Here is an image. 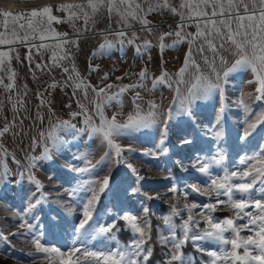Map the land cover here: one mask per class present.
Masks as SVG:
<instances>
[{
    "label": "rangeland",
    "instance_id": "rangeland-1",
    "mask_svg": "<svg viewBox=\"0 0 264 264\" xmlns=\"http://www.w3.org/2000/svg\"><path fill=\"white\" fill-rule=\"evenodd\" d=\"M86 3L87 0L69 2L57 0L43 4L59 6L61 4ZM172 3L174 6L178 5L180 0H172ZM34 6L37 5L9 10L0 5V11H10L15 14ZM88 11L91 12L90 9ZM54 15L64 18L66 14L54 12ZM2 19L3 17H0V20ZM94 19L95 23L93 24L90 20L89 30L84 31L80 36L79 48H71L72 59L60 63L69 68L74 63L80 74V79L85 85L97 88L105 87L107 84L117 86L111 89L113 93L118 91L119 86L136 84L139 79L138 73L147 68L150 78L143 81L144 87L123 93L122 108L115 101L110 105H105L104 114L110 119L120 112L117 119L123 122L127 115L134 111L136 105L133 103V98L139 91L142 99L138 103L143 112H147V102L149 101H154L162 106L161 111L164 114L159 117L161 121L167 117L166 110L169 107L174 108L173 118L167 125V137L161 144L164 125L159 123L152 128L118 138L117 142L123 148L134 149V151H125L122 158H117L112 153L108 159L89 173L72 171L73 168L85 167L86 158L90 159L92 164H96L107 151L106 145L101 142L99 137L90 138L87 132L74 134L70 130L55 127L59 121L66 120L71 121L77 128L85 127L83 115H78L75 119H72L71 116L72 113L80 111L77 101L84 103L89 113L93 115L95 123H99L94 105L88 102L95 95L92 88L89 87L87 90L88 101L84 100L82 90H76L73 82L69 81V74L64 73L62 67L51 66L52 49H38L36 46H32L42 43L39 40L31 41L29 46L21 43L0 46V51H8L12 56L10 67L16 72L14 91L9 93L0 86V128L6 123L5 118L12 121L17 116L13 111L14 107H20L17 100L22 99L26 109V111L19 112V118L15 120L16 126L0 138V146L6 150V155L0 154V173H3L7 168L6 178L0 180V233L8 236L7 241L0 240V264H32L33 259L37 261V264H48V261L42 259L43 254H37L31 244V240L37 237L46 246L59 248L63 252H69L75 246L101 248L108 244L110 247H114L117 239L109 242L104 238L90 240L85 237L86 243H74L76 229L83 219L82 205L91 196V193L84 188L92 180L102 181L105 176L111 177L109 187H117L113 197L115 199L114 206L118 211L114 213L109 207L101 216L95 218L94 213L99 203L98 199L94 202L92 220L89 221V225H86L89 230H91L89 226L114 224L115 228L112 231L116 234L115 229L118 227V222L123 221L126 224L122 219L124 215L146 217L145 209H148L149 200L152 203L171 207L176 205L179 210L177 217L182 225L188 215L187 210L184 209L185 202L189 205L192 203L201 205L193 210L195 215L205 210L203 206L214 204L217 200L215 193L200 195L199 192L192 190L191 185L196 184L203 190L204 186L210 183L211 178L223 177L226 172L243 170L246 165L240 164L241 157L250 156L264 149V125L258 126L247 139H242L247 121L254 119L256 113L264 110V103L256 102L254 96L251 99L248 96L249 93H254L255 89V84L247 83L253 79L251 72L229 77V82L224 86V111L222 114L220 113L221 99L218 94L207 99L197 100L192 105L191 115L178 114L175 110L176 106L173 105V100L177 96L175 91L177 85L173 83L172 87H168L160 84L153 89L152 77L160 75L161 65L170 74H175L182 64L188 44L185 42L178 45L177 48L166 49L162 54V59L157 47L150 50L151 59H149L147 52L143 57H139L135 53L134 46L125 45L121 49L118 43L108 53L102 56H93V51L99 48L106 37L109 40L116 39L111 35L109 29L116 31L119 27L116 23L117 18L113 17L110 21L105 9H101ZM149 19L158 25L152 36L141 31L139 24H134L131 29L126 30L129 35L132 31L137 33L140 37V40L137 41L138 44L144 38H148L156 45L160 32L169 31L168 25L174 29L179 18L165 12L163 15L150 16ZM75 23L77 28L83 26V20H77ZM9 27L11 28L12 25L10 24ZM52 27L59 32H67L70 37H73V28L70 23L56 24L53 22ZM187 30L189 32L196 31L195 27ZM174 39L175 37H167L165 43L170 45ZM43 43H52V41ZM29 47H31V61L26 59ZM10 49L15 50L11 51ZM17 55L19 56L18 60L16 59ZM225 55L227 56V53ZM227 58L229 62L233 59L231 56H227ZM197 59L199 60V57ZM37 63L41 64V68H36ZM89 65L96 66L97 70L91 71ZM202 68L207 73V67L202 64ZM105 73H108V79L102 80ZM0 77H3L5 84L10 82L7 72L0 73ZM117 77L124 78L118 80ZM52 84H55L56 87H50ZM190 86V83L179 86L183 96H187ZM25 92L27 95L24 94ZM74 92L75 95H73ZM38 93H42L46 101L51 102V110L47 105L40 106ZM9 95L12 97L11 103L7 99ZM241 97L247 101L252 111L251 116L246 115L244 107L239 103ZM66 105H70V107ZM38 116L43 117V122L38 119ZM21 119L23 120L22 124ZM53 130H55L54 134L65 142L58 149H53L52 141L46 139L48 133ZM41 133H44L43 137ZM46 146L51 151V160L39 159ZM162 149H167V151H162ZM145 152L148 154L145 155ZM217 153L225 155L222 166H212L209 175L197 170L200 161H210ZM30 157H36L37 160L36 166L29 169ZM128 165L132 167L130 168ZM194 165L196 166L194 167ZM132 168H135L137 172L134 173ZM21 173H23V177ZM29 173L41 182L42 187L38 188L34 182L28 179ZM180 173L185 175L179 176ZM139 177H143V179ZM120 179L123 182L122 186L118 184ZM173 186L177 187V193L169 191ZM74 188L78 190L72 194ZM107 190L108 188L105 191ZM149 197L152 198L149 199ZM37 199H41L42 202L33 210L28 211L29 204ZM219 199H226V197H219ZM247 210L251 211V209ZM223 213L232 216L233 210L226 205H218L217 211L211 215L217 220H223L225 219L221 216ZM168 216L169 214H160L157 218L164 223V218ZM171 217L174 216L171 215ZM177 217L175 216L174 219ZM195 218L202 219L198 215ZM20 224L31 225L32 231L29 232L27 228H19ZM201 227L203 228L205 225L202 223ZM127 228L129 227L127 226ZM12 233L14 235H11ZM242 234L246 235L247 233ZM167 235H169L168 229L163 237ZM165 245L170 250L171 245ZM203 246L209 249L214 247L212 244ZM198 253L201 259L200 255L203 254ZM201 261L203 262L202 259ZM149 262L148 259L146 264ZM54 264H58V261H54Z\"/></svg>",
    "mask_w": 264,
    "mask_h": 264
},
{
    "label": "snow or ice",
    "instance_id": "snow-or-ice-1",
    "mask_svg": "<svg viewBox=\"0 0 264 264\" xmlns=\"http://www.w3.org/2000/svg\"><path fill=\"white\" fill-rule=\"evenodd\" d=\"M91 10L89 12L88 10ZM101 9H105L108 19L111 21L116 17L118 30L110 31L116 39L109 40L107 37L99 48L94 50L92 55H104L116 47L118 43L121 49L125 45L134 46L135 53L143 57L145 52L151 59V49L157 47L161 53L168 48H177L182 43L188 44V49L184 54L181 66L175 74H170L161 65L159 76L152 77L153 89L157 85L164 84L172 87L175 83L177 96L173 100L175 110L178 114L191 115L192 105L197 100L207 99L218 94L221 99L220 113L224 111L223 99L225 94V85L229 82V77L235 74L251 72L253 79L247 81L248 84H255L254 93H249L251 99L254 96L256 102L264 103V0H180L178 5H173L172 0H87L86 4H43L31 7L20 13L10 11H0V46L15 45L17 43L29 46L31 41L39 40L42 43L36 46L38 49H52L50 62L52 67H62L63 72L69 74V81L73 82L76 90H82L84 100L88 101V88L91 87L95 94L93 99L88 101L95 108V115L99 117V123H95L93 115L89 113L87 106L80 101L77 105L79 112L71 114L72 119L78 115L84 116L83 128H77L71 121H59L55 126L58 129H66L74 134L87 132L89 137H99L101 142L106 145L107 151L101 160L92 164L91 160L86 158V166L83 168H73L77 173H89L97 165L103 163L112 153L117 158H122L125 151H134L132 148H123L118 142V138L131 135L143 129L156 126L159 123L164 125L160 143L163 144L167 137V125L173 118V107H169L167 117L163 121L159 119L164 113L161 111V105L154 101L147 102V112H143L141 105L140 92L137 91L133 98L136 105L133 112L127 115L123 122L117 119L121 113L113 115L110 119L104 114L105 105H110L115 101L118 105H123V93L143 88V81L149 79L147 68L138 73V82L118 87V91L111 92V89L117 87L113 84H107L105 87L85 85L80 79V74L76 70L75 64L71 68L63 66L60 62L72 59L71 48H79V38L84 31L89 30L88 25L91 20L95 23V16ZM54 12H63L65 17L61 18L54 15ZM170 13L173 17H178L176 26L173 29L168 25L169 31H162L157 37V44L154 45L148 38H144L139 44L140 37L135 31L131 35L126 31L131 29L134 24H139L140 30L147 32L152 36L158 25L149 19L153 15H163ZM83 20L81 28L76 27V21ZM23 21V22H21ZM56 24L70 23L73 28V37L67 32H59L52 27ZM12 25L10 28L9 25ZM195 27V32H189L187 29ZM21 33H23L21 35ZM167 37H175L172 44H166ZM52 41V43H43ZM14 51L15 49H10ZM233 59L229 62L227 56ZM199 57V60L197 59ZM19 59V56H16ZM31 61V47L26 57ZM12 56L8 51H0V73L7 72L9 83L5 84L3 77H0V86L5 91L11 93L15 90L16 72L10 67ZM7 61V67H6ZM202 64L207 67V73L202 68ZM47 66V65H46ZM36 68H41L37 63ZM91 71H96L97 67L89 65ZM124 77H117L118 80ZM108 79V73H105L102 80ZM190 83L187 96L181 94L180 85ZM26 87V86H25ZM50 87H56L55 84ZM27 95V93H24ZM75 95V92L73 93ZM40 106L47 105L51 110V102L46 101L42 93H38ZM11 103L12 97L8 96ZM239 103L244 107L248 116L252 111L247 101L241 97ZM19 108L14 107L13 111L17 114L12 121L5 118L6 123L0 128V138L16 126L15 120L19 118V112L25 110L24 101L17 100ZM70 107V105H66ZM26 118V117H25ZM43 122V117L38 116ZM23 120L21 119V124ZM264 125V110L255 114V118L247 121V127L244 130L242 139H247L258 126ZM49 132L46 139L52 141L53 149H58L65 143L59 136ZM219 135V134H217ZM44 136V133H41ZM189 142V141H185ZM167 151V149H162ZM0 154L6 155V150L0 146ZM148 153L145 152V155ZM51 151L46 146L43 154L39 157L41 160H51ZM36 157L29 158V169L36 166ZM225 161L223 153H217L210 161H200L198 171L209 175L212 166H222ZM240 164L246 165L241 171L226 172L223 177L211 178L210 183L201 188L193 184L190 187L194 192L200 195L215 193L216 203L203 206L205 209L197 214L193 210L201 207L196 203L189 205L184 203V209L187 210V218L180 226L181 235H176V225L171 217L164 218L169 235L162 238L161 242L170 244V254L166 264H195L196 258L191 255H185L182 251L185 244L191 241L196 251L206 254L209 260L202 264H264V149L255 152L250 156L240 158ZM196 165H194L195 167ZM128 167H132L128 165ZM134 173L137 172L132 168ZM7 168L0 173V180L6 178ZM23 177V173H21ZM143 179V177H139ZM28 179L34 182L38 188L42 187L41 182L29 173ZM111 177L105 176L102 181L92 180L84 188L91 193L86 203L82 205L83 219L76 229L75 241L86 243L84 239L90 240L104 238L107 241H116V235L112 231L115 225L109 226H89L94 211V202L98 201L99 196L108 187ZM98 186V187H97ZM78 189H73L72 194ZM172 193H177V187L169 189ZM226 197V199H219ZM152 197H149L151 199ZM41 199L29 204L28 211L36 208ZM218 205H226L233 210L231 217L223 220H217L211 215L217 211ZM247 209H251L248 211ZM147 209H145V213ZM172 213L179 215L176 205L172 206ZM196 215L202 219H196ZM127 226L133 233V239L127 245H121L118 241L114 247L105 244L101 248H90L79 246L73 247L69 252H63L59 248L48 247L41 242L39 237L31 240L37 254H43L42 259L48 261V264H146L151 255V248H145L144 245L151 238V226L146 217H138L126 214L122 217ZM243 221V223H240ZM205 227H201V224ZM19 228H27L32 231L31 225L20 224ZM242 233H247L242 234ZM11 235H14L12 233ZM0 240L7 241L8 236L0 233ZM200 242V243H198ZM204 244H212L213 248H205ZM32 264H37L33 259Z\"/></svg>",
    "mask_w": 264,
    "mask_h": 264
},
{
    "label": "trees",
    "instance_id": "trees-1",
    "mask_svg": "<svg viewBox=\"0 0 264 264\" xmlns=\"http://www.w3.org/2000/svg\"><path fill=\"white\" fill-rule=\"evenodd\" d=\"M193 119V118H192ZM179 173V172H178ZM184 176L185 174L180 173L179 176ZM122 179L119 180V186H122ZM117 187H108V190L103 192L101 196L99 197V203L97 206V209L95 210L94 217L101 216L106 210L111 207L114 213H117L118 209L115 208V199L113 197L114 190H116ZM147 213L146 217L148 219V222L151 226V232H150V239L146 243L145 248H151V255L149 257V264H166L168 260V256L170 254V250L166 247L164 243L161 242L165 231L167 230V227L164 223H162L157 216L169 214L173 215L174 217L177 215L172 213V207L165 204L160 203H152L150 200L147 204ZM168 216V217H169ZM222 217L228 218L231 217L228 213H223L221 215ZM172 219V222L176 225V235L179 237L181 235L180 232V221L178 220V217L176 219ZM116 231V239L124 245H127L130 240L133 238L132 231L127 228V225L123 221L118 222V227L115 229ZM183 253L185 255H191L196 258L195 264H202L201 259L204 261L209 260V257L206 254L200 255L201 259L199 257L198 251L195 250L193 247V243L189 241L187 244L184 245L182 249ZM175 264V262H174Z\"/></svg>",
    "mask_w": 264,
    "mask_h": 264
},
{
    "label": "bare ground",
    "instance_id": "bare-ground-1",
    "mask_svg": "<svg viewBox=\"0 0 264 264\" xmlns=\"http://www.w3.org/2000/svg\"><path fill=\"white\" fill-rule=\"evenodd\" d=\"M52 1H57V0H39V1H30V2H21V1H15V0H0V5L9 10H17V8H23L24 6H29V5H38V4H43V3H49ZM62 1H82V0H62Z\"/></svg>",
    "mask_w": 264,
    "mask_h": 264
},
{
    "label": "water",
    "instance_id": "water-1",
    "mask_svg": "<svg viewBox=\"0 0 264 264\" xmlns=\"http://www.w3.org/2000/svg\"><path fill=\"white\" fill-rule=\"evenodd\" d=\"M15 1L30 2V1H39V0H15Z\"/></svg>",
    "mask_w": 264,
    "mask_h": 264
}]
</instances>
